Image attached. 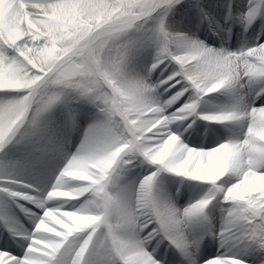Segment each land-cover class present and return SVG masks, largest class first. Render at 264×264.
<instances>
[{
  "label": "snow or ice",
  "instance_id": "1",
  "mask_svg": "<svg viewBox=\"0 0 264 264\" xmlns=\"http://www.w3.org/2000/svg\"><path fill=\"white\" fill-rule=\"evenodd\" d=\"M0 264H264V0H0Z\"/></svg>",
  "mask_w": 264,
  "mask_h": 264
}]
</instances>
